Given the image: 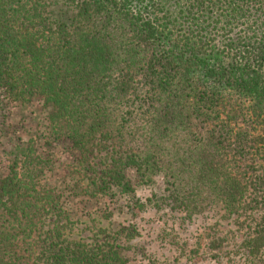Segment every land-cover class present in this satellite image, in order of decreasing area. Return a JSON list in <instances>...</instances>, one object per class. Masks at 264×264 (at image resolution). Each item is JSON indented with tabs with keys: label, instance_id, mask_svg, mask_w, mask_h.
Returning a JSON list of instances; mask_svg holds the SVG:
<instances>
[{
	"label": "trees",
	"instance_id": "obj_1",
	"mask_svg": "<svg viewBox=\"0 0 264 264\" xmlns=\"http://www.w3.org/2000/svg\"><path fill=\"white\" fill-rule=\"evenodd\" d=\"M1 87L83 167L110 161L107 193L164 177L163 203L245 217L264 245V0H0ZM26 160L0 179V264H119L44 230L60 197Z\"/></svg>",
	"mask_w": 264,
	"mask_h": 264
},
{
	"label": "rangeland",
	"instance_id": "obj_2",
	"mask_svg": "<svg viewBox=\"0 0 264 264\" xmlns=\"http://www.w3.org/2000/svg\"><path fill=\"white\" fill-rule=\"evenodd\" d=\"M39 114L0 88V179L13 169L22 175L25 158L26 165L36 160L39 190L60 197L54 207L45 205L46 232L56 223L55 232L89 249L120 246L119 264H264V245L253 247L255 222L222 218L218 210L209 212L212 207L189 216L162 202L164 177L141 184L135 170L128 172L133 199L115 188L107 193L98 186L110 161L96 157L83 167L67 143L43 137L49 132Z\"/></svg>",
	"mask_w": 264,
	"mask_h": 264
}]
</instances>
